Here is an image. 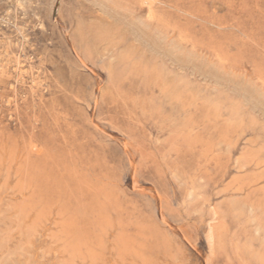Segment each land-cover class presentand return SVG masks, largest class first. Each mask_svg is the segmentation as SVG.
<instances>
[{
    "label": "rangeland",
    "instance_id": "rangeland-1",
    "mask_svg": "<svg viewBox=\"0 0 264 264\" xmlns=\"http://www.w3.org/2000/svg\"><path fill=\"white\" fill-rule=\"evenodd\" d=\"M0 264H264V0H0Z\"/></svg>",
    "mask_w": 264,
    "mask_h": 264
},
{
    "label": "bare ground",
    "instance_id": "bare-ground-1",
    "mask_svg": "<svg viewBox=\"0 0 264 264\" xmlns=\"http://www.w3.org/2000/svg\"><path fill=\"white\" fill-rule=\"evenodd\" d=\"M119 29H121V28H119ZM124 29V28H123ZM114 32V31H113ZM120 32V31H119ZM103 33V32H102ZM117 34V33H116ZM103 35V34H102ZM111 36V35H110ZM120 37V36H119ZM123 37V36H122ZM96 38V37H95ZM119 42V41H118ZM154 46V45H153ZM106 48V47H105ZM140 50V49H139ZM136 52V51H135ZM163 52V51H162ZM169 53V52H168ZM127 56V55H126ZM127 58V57H126ZM139 59V58H138ZM144 59V58H143ZM112 60V59H111ZM137 60V59H136ZM154 60V59H153ZM177 60V59H176ZM154 61H156V60H154ZM141 63V62H140ZM147 66V65H146ZM156 67V66H155ZM141 69V68H140ZM168 76V75H167ZM219 226L220 227H223V224H222V222L219 224ZM214 233H215V229H214V227H210L209 228V234H210V237L212 238V237H214Z\"/></svg>",
    "mask_w": 264,
    "mask_h": 264
}]
</instances>
